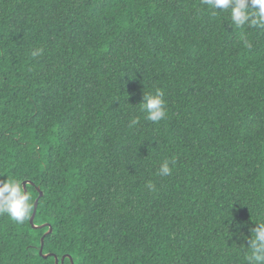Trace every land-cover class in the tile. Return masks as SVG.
I'll return each instance as SVG.
<instances>
[{
	"label": "trees",
	"instance_id": "trees-1",
	"mask_svg": "<svg viewBox=\"0 0 264 264\" xmlns=\"http://www.w3.org/2000/svg\"><path fill=\"white\" fill-rule=\"evenodd\" d=\"M158 89L153 123L140 103ZM6 177L46 227L0 215V264H248L264 222V27L202 0H0Z\"/></svg>",
	"mask_w": 264,
	"mask_h": 264
},
{
	"label": "clouds",
	"instance_id": "clouds-1",
	"mask_svg": "<svg viewBox=\"0 0 264 264\" xmlns=\"http://www.w3.org/2000/svg\"><path fill=\"white\" fill-rule=\"evenodd\" d=\"M202 3L212 9L214 14L229 13L230 20L236 27H242L245 24L252 27H264V0H202ZM42 53L43 49H34L31 55L37 57ZM166 103L164 92L158 89L154 94L143 93L140 104L142 111L147 113L146 119L158 123L167 116ZM138 123L139 118L133 117L129 127ZM170 164L174 166L175 160H165L160 166L159 174L170 176L172 174ZM26 184L24 180L15 177L0 179V215H7L17 224L25 223L33 211L31 195ZM148 188L152 189L153 185L149 183ZM250 231L247 262L248 264H264V222L257 223V226Z\"/></svg>",
	"mask_w": 264,
	"mask_h": 264
},
{
	"label": "water",
	"instance_id": "water-1",
	"mask_svg": "<svg viewBox=\"0 0 264 264\" xmlns=\"http://www.w3.org/2000/svg\"><path fill=\"white\" fill-rule=\"evenodd\" d=\"M41 196H42V194L40 193V194H39V197H41ZM37 204H38V200L36 199L35 202H34L33 213H32V216L30 217V224H31V226H32L34 229H41V228L46 227V226H45V225H42V226H38V227H36V226L33 225V220H34V217H35ZM50 232H51V231H50V229H49V230H48V233H50ZM64 259H65V257L61 258V262H63ZM55 264H58V259H57V258H55Z\"/></svg>",
	"mask_w": 264,
	"mask_h": 264
}]
</instances>
